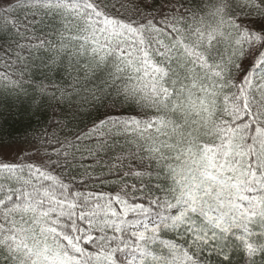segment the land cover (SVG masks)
I'll return each instance as SVG.
<instances>
[{"label": "snow or ice", "instance_id": "snow-or-ice-1", "mask_svg": "<svg viewBox=\"0 0 264 264\" xmlns=\"http://www.w3.org/2000/svg\"><path fill=\"white\" fill-rule=\"evenodd\" d=\"M0 264H264V0H0Z\"/></svg>", "mask_w": 264, "mask_h": 264}]
</instances>
